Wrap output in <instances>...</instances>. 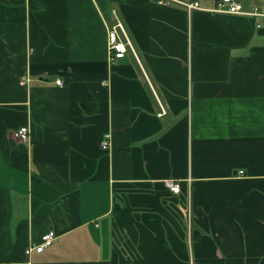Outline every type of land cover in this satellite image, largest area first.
<instances>
[{
  "label": "crops",
  "instance_id": "obj_1",
  "mask_svg": "<svg viewBox=\"0 0 264 264\" xmlns=\"http://www.w3.org/2000/svg\"><path fill=\"white\" fill-rule=\"evenodd\" d=\"M0 264H264V16L0 0Z\"/></svg>",
  "mask_w": 264,
  "mask_h": 264
},
{
  "label": "built area",
  "instance_id": "obj_2",
  "mask_svg": "<svg viewBox=\"0 0 264 264\" xmlns=\"http://www.w3.org/2000/svg\"><path fill=\"white\" fill-rule=\"evenodd\" d=\"M157 3L161 5H171L176 4L186 8L188 11L193 10H204L208 11L212 14H229V15H242L246 17L257 18L260 16H264L259 9L254 8L253 10H247L244 4L239 0H218L215 6L212 9L203 8L199 2L197 1H183V0H156ZM260 24H258L259 26ZM119 27L122 29V25L120 22L109 31V53L110 59L113 60V53H115L116 58L123 57L125 50L124 45L118 41L116 28ZM25 83V82H24ZM56 83L61 86L62 82L57 80ZM13 136L22 142H29V129L27 126L20 127L13 131ZM102 149L107 150L110 147V134L107 133L104 135V138L101 142ZM167 186L170 191L174 194L180 193L181 187L179 182L169 180L167 181ZM56 239V233L54 231H49L41 236V240L38 244H34L30 246L26 250V255L29 257L32 252L42 253L45 249L53 244Z\"/></svg>",
  "mask_w": 264,
  "mask_h": 264
}]
</instances>
